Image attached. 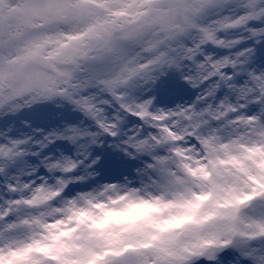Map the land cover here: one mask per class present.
<instances>
[{
  "label": "snow or ice",
  "instance_id": "1",
  "mask_svg": "<svg viewBox=\"0 0 264 264\" xmlns=\"http://www.w3.org/2000/svg\"><path fill=\"white\" fill-rule=\"evenodd\" d=\"M0 264H264V0H0Z\"/></svg>",
  "mask_w": 264,
  "mask_h": 264
}]
</instances>
